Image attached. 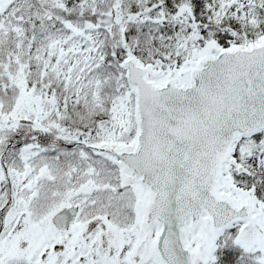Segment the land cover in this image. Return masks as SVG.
I'll use <instances>...</instances> for the list:
<instances>
[{
	"label": "snow or ice",
	"instance_id": "obj_1",
	"mask_svg": "<svg viewBox=\"0 0 264 264\" xmlns=\"http://www.w3.org/2000/svg\"><path fill=\"white\" fill-rule=\"evenodd\" d=\"M0 264H264V0H0Z\"/></svg>",
	"mask_w": 264,
	"mask_h": 264
}]
</instances>
